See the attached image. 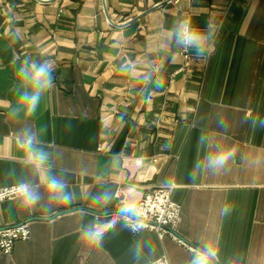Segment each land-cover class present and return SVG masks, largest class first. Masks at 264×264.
Returning a JSON list of instances; mask_svg holds the SVG:
<instances>
[{
    "label": "crops",
    "instance_id": "crops-1",
    "mask_svg": "<svg viewBox=\"0 0 264 264\" xmlns=\"http://www.w3.org/2000/svg\"><path fill=\"white\" fill-rule=\"evenodd\" d=\"M185 17L201 28L208 21L219 25L211 57L190 50L187 67L179 48L161 50L160 43L165 29ZM28 58L51 61L55 79L35 114L13 118L16 69ZM128 64L135 65L132 75L124 70ZM261 121L264 0L180 6L163 0H0V189L40 182L19 144L18 132L28 125L43 130L52 172L67 170L77 197L47 212L25 209L17 198L0 204V229L28 221L30 227V238L10 255L0 254V264H135L138 240L148 245L141 264L162 257L189 264L188 247L152 230L132 233L122 223L98 246L79 239L83 224L111 220L121 201L134 197L137 203L169 187L181 207L177 235L197 248L217 242L216 264H264ZM201 134L211 138L209 145L198 144ZM216 147L235 149L226 170L198 171L190 179L195 162ZM105 190L114 198L102 207L93 198ZM225 204L231 212L221 216Z\"/></svg>",
    "mask_w": 264,
    "mask_h": 264
},
{
    "label": "clouds",
    "instance_id": "clouds-1",
    "mask_svg": "<svg viewBox=\"0 0 264 264\" xmlns=\"http://www.w3.org/2000/svg\"><path fill=\"white\" fill-rule=\"evenodd\" d=\"M219 25L208 21L201 28L194 25L190 17L178 19L165 29V35L161 38V50L169 46H175L185 50H191L197 57L208 58L215 51L218 41ZM130 75L135 72V65L128 64L124 68ZM55 67L51 61H38L25 59L16 69L17 83L15 91L17 94L16 106L10 109L13 118L32 116L38 110L44 94L53 86ZM148 77H146L147 79ZM157 86L162 87L161 81ZM218 126L226 130L227 125L223 120L218 121ZM264 127V121L260 122ZM42 129L26 125L18 132V139L23 159L26 166L32 169L39 177L40 182L33 184L30 181H19L14 188L16 198L21 207L31 210L41 206L47 212L52 205L70 204L75 201L76 193L72 191L65 178L67 170H62L60 175L52 172V153L43 146L41 136ZM199 145H209L211 138L207 134H201L197 138ZM235 156V149L216 147L206 151L203 157L194 164V171L190 173V179L195 180L198 171L213 175L226 170L230 160ZM114 198V193L105 190L94 196L99 206H107ZM42 201L44 203L42 204ZM231 212V206L225 204L220 209L221 216H227ZM142 215L141 207L135 202L134 197L121 201L116 217L97 224L89 222L80 228L79 239L86 245L98 246L102 243L105 235L110 229H114L118 223L123 221V227L132 232H140L142 224L139 219ZM132 221V223H129ZM146 242L138 240L134 242L132 255L135 264H141L146 260ZM151 252V249H148ZM219 255L217 242L208 241L196 248L189 260V264H216Z\"/></svg>",
    "mask_w": 264,
    "mask_h": 264
},
{
    "label": "built area",
    "instance_id": "built-area-1",
    "mask_svg": "<svg viewBox=\"0 0 264 264\" xmlns=\"http://www.w3.org/2000/svg\"><path fill=\"white\" fill-rule=\"evenodd\" d=\"M190 2L191 0H163V4H171L174 6H180L183 3L189 4ZM179 53L184 60V66L187 67L190 63V50L179 48ZM153 160L155 161V159ZM14 188L15 185L0 189V204L16 199ZM137 204L142 209V215L139 219V223L143 226L142 230H152L156 232L159 239L167 236L174 242L188 247L191 252L194 251L193 248L187 246L180 240L175 233V228L180 218L181 207L172 201L170 187L155 188L146 193ZM116 216L117 214L114 215V217ZM120 223L123 224V221ZM129 223H132V221H129ZM29 238L30 227L28 222L0 229V254L10 255L17 242H24ZM149 264L170 263L166 257H162Z\"/></svg>",
    "mask_w": 264,
    "mask_h": 264
},
{
    "label": "water",
    "instance_id": "water-1",
    "mask_svg": "<svg viewBox=\"0 0 264 264\" xmlns=\"http://www.w3.org/2000/svg\"><path fill=\"white\" fill-rule=\"evenodd\" d=\"M73 210H77V209H72V210H69V211H63V212H59V213H56V215L55 216H58V215H60V214H64V213H66V212H70V211H73ZM90 212V211H89ZM92 214H97V213H93L92 212ZM112 214H118V212H114V213H112ZM29 222V221H28ZM177 235V234H176ZM177 237L180 239V240H182L187 246H189V247H191V248H193V249H196L197 247H195L194 245H192V244H190V243H188L187 241H185L182 237H180L179 235H177Z\"/></svg>",
    "mask_w": 264,
    "mask_h": 264
}]
</instances>
